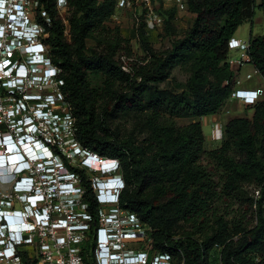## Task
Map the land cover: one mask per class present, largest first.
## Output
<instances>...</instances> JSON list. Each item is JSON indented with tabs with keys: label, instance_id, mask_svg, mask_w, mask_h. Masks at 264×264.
Masks as SVG:
<instances>
[{
	"label": "trees",
	"instance_id": "16d2710c",
	"mask_svg": "<svg viewBox=\"0 0 264 264\" xmlns=\"http://www.w3.org/2000/svg\"><path fill=\"white\" fill-rule=\"evenodd\" d=\"M38 3L52 18L48 43L62 69L78 141L119 161L126 184L121 206L152 229L155 249L177 264H264V102L254 105L252 119L230 121L222 146L210 152L200 121L222 113L230 99L236 76L228 43L244 21H252L255 0H185L193 25L164 52L153 49L140 17L135 38L143 59L119 26H112L116 0H68L69 38L55 0ZM259 7L264 13V0ZM171 28L167 20V31ZM249 45V63L264 79V36L251 38ZM180 64L191 73L179 85L181 92L161 89ZM91 75L104 79L101 90L91 87ZM118 117L134 118L138 134L121 138L111 130ZM179 118L190 123L179 126ZM246 186H255L259 195L254 192L245 211L226 220L230 214H221L217 202L233 206V197L248 193ZM249 212L256 216L252 228ZM183 226L190 230L180 233ZM214 253L218 258L211 262Z\"/></svg>",
	"mask_w": 264,
	"mask_h": 264
},
{
	"label": "built area",
	"instance_id": "2783aa9c",
	"mask_svg": "<svg viewBox=\"0 0 264 264\" xmlns=\"http://www.w3.org/2000/svg\"><path fill=\"white\" fill-rule=\"evenodd\" d=\"M116 2L114 23L118 13L134 12L135 28L143 16L147 31L162 25L156 7L186 8L185 0ZM55 6L68 37V0ZM51 27L38 0H0V264H177L155 249L152 229L121 206L119 161L78 141L62 69L52 60ZM249 46L232 38L229 52L242 55L229 65L249 62ZM262 94L236 90L230 98L254 104ZM42 152L47 159L38 158ZM23 153L35 157L28 167Z\"/></svg>",
	"mask_w": 264,
	"mask_h": 264
},
{
	"label": "rangeland",
	"instance_id": "374dc122",
	"mask_svg": "<svg viewBox=\"0 0 264 264\" xmlns=\"http://www.w3.org/2000/svg\"><path fill=\"white\" fill-rule=\"evenodd\" d=\"M261 2V0H255V10H254V27L253 31L251 28V24L253 22L251 20H247L249 23L243 24L239 28V32H242L243 30L247 32H253L255 35H264V15L263 11L260 9V5L258 4ZM142 10H138V14H141ZM155 13L162 19V25L159 27L157 30L150 31V37L149 41L151 46L153 47L154 50L159 51V52H164L167 50H170L172 47V43L174 40L182 37L185 32L189 31L190 28L193 25L195 16L188 11L186 8L185 9H180L177 8L174 3H165V5L159 6L155 8ZM120 21L118 23H115L112 25L113 27L119 26L122 35L125 38L131 39V48L134 52V55L137 58H145V53L143 51L142 46L139 44L137 38H135V21H134V12H128L126 16L121 15V13H118ZM69 16V11L67 13V19ZM167 20L170 21L171 23V29L167 31L166 29V22ZM118 24V25H117ZM69 30V28H68ZM69 38V35H68ZM229 59H234V60H240V57L237 54H234L232 51L229 52L228 55ZM248 68L249 70H253L252 67L249 65ZM247 71L242 74V78H246ZM191 73L189 71V67L186 65H178L176 66L171 73L170 79L161 84L160 88L165 89V90H170V91H175V92H181V89H179V85L185 84V82L190 78ZM103 81L104 79L101 77H96L91 75L89 77V83L93 89L96 90H101L103 88ZM249 81V80H248ZM262 82L264 84V81L261 79L260 76L252 74V78L250 79L249 82ZM234 110V108L232 109ZM250 113V111H248ZM233 114H235L233 112ZM135 122H137L134 118H126V117H118L116 119H113L110 124H111V130L117 131L120 133V137L124 138L134 130L137 132L139 131V128L135 125ZM176 122L179 126H185L190 123L189 119H176ZM224 128H222V143L225 141V136H224ZM205 136L208 137L210 135V130L206 128L204 125V131ZM142 136L139 137L141 139ZM215 145V146H213ZM210 144V143H205V149L207 152L213 151L212 149H215L217 147L216 144ZM220 148V147H219ZM205 162L206 164L211 162V159L207 156L205 157ZM212 167V166H211ZM210 167V168H211ZM221 173L218 174V178H215V182H219V179L221 178ZM221 181V179H220ZM246 192L244 195H240L238 197H233L232 203L234 204L233 206L229 207V203L227 202H217L216 206L220 209L221 214H225L226 212H229L230 215L226 217V220H232L235 218L236 213L239 210H242L243 212L245 211L246 207V199L248 197H252L253 193L255 192V197L257 196V193L255 191V186H246L245 188ZM229 202H231L228 199ZM228 210V211H227ZM248 220L250 222L249 227L252 228L253 226L256 225V216L252 214V212H249L248 214ZM190 230L189 227H182L179 232L182 233L184 231ZM218 258V253H214L213 257L211 259V262L215 259ZM215 264H219V262H215Z\"/></svg>",
	"mask_w": 264,
	"mask_h": 264
},
{
	"label": "crops",
	"instance_id": "0c3cea01",
	"mask_svg": "<svg viewBox=\"0 0 264 264\" xmlns=\"http://www.w3.org/2000/svg\"><path fill=\"white\" fill-rule=\"evenodd\" d=\"M261 4V2L258 4V6ZM264 15V13H263ZM255 18V17H254ZM254 18L253 22L251 24V28L253 31L254 27ZM249 23L248 21H244L243 24ZM242 24V25H243ZM241 25V26H242ZM240 26V27H241ZM239 27V28H240ZM239 28L235 35L233 36V39L240 40L242 42H249L251 38H257L264 35H255L253 32H249L247 34L246 31L239 32ZM234 54H237L240 58L242 55L241 50H232ZM252 67V71L249 70L248 66ZM231 69L234 71L236 76V83L233 91L236 90H243V91H256V90H262L263 94L259 97V99L254 104H245L243 101L239 99H232L230 98L222 113L218 115H212L208 117L201 118L203 131H204V125L206 128H208L211 132L208 137L205 136V143L210 144H218L215 149H219V147L222 146V128L225 127L230 121L236 118H246V119H252L254 116V105L260 102H264V84L262 82H249L252 78V74L258 75L261 77V75L256 71L255 67L250 64L249 62L245 63L242 66H239L237 64H234L231 66ZM247 71L246 78H242V74ZM261 79L264 81V79L261 77ZM249 80V81H248ZM234 108V110H232ZM250 111V113H248ZM233 112L235 114H233ZM205 135V132H204ZM215 146V145H213Z\"/></svg>",
	"mask_w": 264,
	"mask_h": 264
},
{
	"label": "clouds",
	"instance_id": "9594fccd",
	"mask_svg": "<svg viewBox=\"0 0 264 264\" xmlns=\"http://www.w3.org/2000/svg\"><path fill=\"white\" fill-rule=\"evenodd\" d=\"M47 153L42 152L38 158L39 159H47ZM22 158L24 159V166L28 167L29 163H31V161L35 160V157L31 156V155H27L25 153L22 154ZM30 158H32L33 160H30ZM37 160V159H36ZM27 162V163H26ZM2 220H0L1 222Z\"/></svg>",
	"mask_w": 264,
	"mask_h": 264
},
{
	"label": "bare ground",
	"instance_id": "6f19581e",
	"mask_svg": "<svg viewBox=\"0 0 264 264\" xmlns=\"http://www.w3.org/2000/svg\"><path fill=\"white\" fill-rule=\"evenodd\" d=\"M95 164H97V163H95Z\"/></svg>",
	"mask_w": 264,
	"mask_h": 264
}]
</instances>
